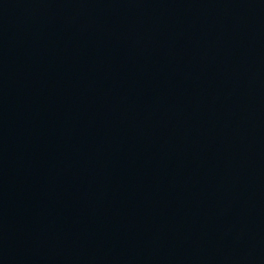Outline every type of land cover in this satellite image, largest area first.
I'll use <instances>...</instances> for the list:
<instances>
[{"label": "water", "instance_id": "95a60500", "mask_svg": "<svg viewBox=\"0 0 264 264\" xmlns=\"http://www.w3.org/2000/svg\"><path fill=\"white\" fill-rule=\"evenodd\" d=\"M0 264H264V0H0Z\"/></svg>", "mask_w": 264, "mask_h": 264}]
</instances>
